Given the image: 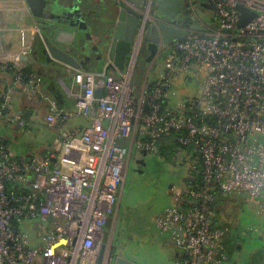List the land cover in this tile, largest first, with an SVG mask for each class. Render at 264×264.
Masks as SVG:
<instances>
[{
    "label": "built area",
    "instance_id": "obj_1",
    "mask_svg": "<svg viewBox=\"0 0 264 264\" xmlns=\"http://www.w3.org/2000/svg\"><path fill=\"white\" fill-rule=\"evenodd\" d=\"M205 3L215 7L209 21L190 8L203 30L166 47L151 91L135 94L130 85L142 30L124 70L105 75L102 97L95 96V74L74 73L80 92L73 110L50 100L46 123L75 114L88 118L78 141L65 135L48 153L16 159L0 135V264H86L88 258L95 264L131 154L138 159L155 153L171 139L180 145L176 155L192 168L171 187L172 204L155 221L177 250L174 264H226L228 228L213 221L217 194L250 196L264 218V0ZM238 6L255 14L242 27ZM31 51L22 37L20 51L6 54L0 69L21 67ZM183 77L199 91L172 99ZM14 85L28 95L41 92L35 75L26 83L17 75ZM12 91L0 93V122L24 128L22 114L11 112ZM26 221L33 222L32 238L23 230Z\"/></svg>",
    "mask_w": 264,
    "mask_h": 264
},
{
    "label": "rangeland",
    "instance_id": "obj_2",
    "mask_svg": "<svg viewBox=\"0 0 264 264\" xmlns=\"http://www.w3.org/2000/svg\"><path fill=\"white\" fill-rule=\"evenodd\" d=\"M197 11L209 21L210 11L199 7ZM162 68L163 57L148 64L145 54L139 52L132 76L144 73V78L154 81ZM198 91L194 81L186 82L183 77L174 85L172 99L189 98ZM39 126H31L28 136L21 137L20 143L9 147L11 155H17L25 148L36 150L45 146L47 135L43 126L47 125L40 121ZM133 155L134 152L122 185L118 214L104 230L105 251L114 247L117 254L136 264H173L176 248L169 243L166 234L159 232L155 221L170 204V186L178 187L189 177L192 168L176 153L169 156L147 153L143 165L135 164ZM231 198L228 207L216 217L217 222L223 226L226 222L229 227L224 237L226 264H264V241L260 239V236L264 237V218L255 213L256 201L248 195H233ZM32 224L23 222V230L31 238L34 235ZM93 261L88 258L86 264H93Z\"/></svg>",
    "mask_w": 264,
    "mask_h": 264
},
{
    "label": "crops",
    "instance_id": "obj_3",
    "mask_svg": "<svg viewBox=\"0 0 264 264\" xmlns=\"http://www.w3.org/2000/svg\"><path fill=\"white\" fill-rule=\"evenodd\" d=\"M79 4L89 38H86L83 33L81 34L78 42V48L81 50H79L76 56L77 60L81 63V68L75 69L56 62L48 55L41 53V48L44 47L41 28L47 25V22H45V19L48 18L47 13L44 12L39 17L35 16L27 6L25 0H0V60L6 54L19 52L22 37H24L25 43L31 49L34 47V53L28 56L27 62L31 64V71L41 80L40 94L28 95L23 93L20 88L14 86L11 93V105L13 107L11 112L25 113L29 120V124L27 125L29 127L28 129L17 128L16 126L0 122L1 138L7 150H9L11 145L13 147V145L15 146V144L20 143L19 139L21 137L28 136L29 132H31V126L37 125L40 127V121L42 125H47L43 126L47 135L45 146L39 147L36 150L30 147L29 149L25 148L21 153L12 155L16 159H29L34 155L48 153L53 149L55 141L65 135L73 134L74 140L78 141L81 132L90 125L88 118L76 114L54 126H49L46 123L50 100L55 102L64 111L73 110L76 96L80 92L73 80L76 71L82 70L95 74L96 91H104L103 79L105 75L117 72V68L108 57V49H103L101 46V42L107 40L108 31L114 26L118 15L117 9L111 5L110 0H90L86 4L84 0H80ZM67 30L61 34L63 42L60 43V46L64 49L70 47L65 42L76 44V40H73V37L70 35L76 28H69ZM155 61L156 59L152 63ZM7 78L0 73V90L4 89L7 85ZM96 112L97 107L94 105L91 109V115H95ZM169 197L170 204L166 208L172 204L171 194H169ZM119 201L120 199L117 202L114 214L109 220L115 218L118 214ZM107 226L108 224H106L105 229ZM176 254L177 250L174 253L175 257Z\"/></svg>",
    "mask_w": 264,
    "mask_h": 264
},
{
    "label": "water",
    "instance_id": "obj_4",
    "mask_svg": "<svg viewBox=\"0 0 264 264\" xmlns=\"http://www.w3.org/2000/svg\"><path fill=\"white\" fill-rule=\"evenodd\" d=\"M80 0H25L27 6L35 16H41L44 12L48 18L45 19L47 25L42 26V37L44 47L41 53L48 55L52 60L65 64L75 69L81 68V63L76 56L81 50L79 40L83 33L89 38L84 18L81 15ZM90 0H84L85 4ZM111 5L117 11V19L114 26L110 28L107 40L101 42L103 49H108V57L118 70H124L127 57L130 53L138 30L144 32L142 44L139 52L145 50L149 52L146 61L151 64L158 56V43L164 47L173 42L188 36L189 31H202L203 27L198 24L194 16L187 17L184 11L187 7L183 0H160L156 11L149 12V5L146 0H110ZM147 4V6H145ZM201 7L214 11L213 4L202 3ZM240 13L239 27H242L255 14L240 6L236 8ZM189 14V13H188ZM69 28H76L71 32L76 44H70L68 49L60 46L63 42L61 34L68 31ZM28 57L23 56L22 61H27ZM104 91H96V97H102ZM141 158L136 160V164L143 165L144 157L147 153L142 152ZM264 241V237L260 236ZM105 246L101 249L96 258L95 264H136L122 256L112 255L105 261ZM108 257V255H107Z\"/></svg>",
    "mask_w": 264,
    "mask_h": 264
},
{
    "label": "trees",
    "instance_id": "obj_5",
    "mask_svg": "<svg viewBox=\"0 0 264 264\" xmlns=\"http://www.w3.org/2000/svg\"><path fill=\"white\" fill-rule=\"evenodd\" d=\"M31 50L32 51H31L30 55H32L34 53V47H32ZM145 62L148 63L146 61V55H145ZM31 68H32L31 64H29V62H27V61H24V62H22L21 67H16L12 64H9L6 67H4L3 69H0V73L5 75L6 77H8L7 78V85L5 86L4 89L0 90V93L5 92L9 87L14 88L15 76H17V75L21 76V80L23 83L28 82L30 77L35 75L31 71ZM36 77H38V76H36ZM157 83H158L157 79L154 81L153 80L149 81L148 78L147 79L144 78V73H139L137 77H133L131 74V77H130V85L133 88V91L135 94L139 93L141 87L144 88L146 91H151L152 89H154L157 86ZM22 116L26 119V126L24 127V129H28L29 126H27V125L29 124V120L27 118V115L25 113H22ZM179 147H180V145H178V143H176L173 139L166 140L160 144L157 152L163 156H169L171 154L176 153L177 150L179 149ZM231 197H232V195L217 194L215 204H214V206L216 208H215V211L213 213V221L215 223L220 224V225L222 224V223L217 222L216 217H217V215L220 214L221 211H223V209H226L228 207V205L230 204V202L232 200ZM110 221H111V219L108 220L107 224H109ZM223 224L225 227L229 228L228 224L226 222H224Z\"/></svg>",
    "mask_w": 264,
    "mask_h": 264
},
{
    "label": "flooded vegetation",
    "instance_id": "obj_6",
    "mask_svg": "<svg viewBox=\"0 0 264 264\" xmlns=\"http://www.w3.org/2000/svg\"><path fill=\"white\" fill-rule=\"evenodd\" d=\"M147 1V0H146ZM185 3H186V1H187V7L185 8V12H186V16L187 17H189V12L191 11L190 10V8L192 9V7L195 9V8H197V7H199V8H203V7H201V4L202 3H205V0H183ZM160 2V0H148V7H149V12H154V11H156V7H157V4ZM206 4V3H205ZM204 9H206V10H208L209 11V9H207V8H204ZM189 13V14H188ZM197 13V15L198 16H200L199 15V13H198V11L196 12ZM141 44H142V42H141ZM158 48H159V53H158V56L156 57V60L157 59H160L161 57H162V53L166 50V47H164V46H162L161 45V42H159L158 43ZM145 55H146V57L147 56H149V52L147 51V50H145L144 52H143ZM141 158V157H140ZM140 158H138V159H140ZM138 159H133L134 160V163L136 164V160H138ZM131 163V159L129 160V162H128V165H127V169H128V167H129V164ZM139 165V164H138ZM136 170H138L137 168H136ZM173 185H171L170 186V189H171V187H172ZM107 253H108V257L107 258H109V257H111L112 255H119V254H117L116 253V251L114 250V247H112V248H110V250H108L107 251ZM119 256H121V255H119ZM122 257H124V256H122ZM124 258H126V257H124ZM126 259H128V258H126Z\"/></svg>",
    "mask_w": 264,
    "mask_h": 264
}]
</instances>
